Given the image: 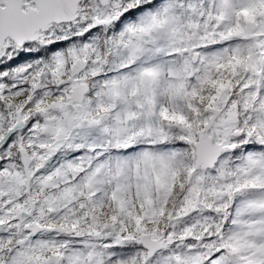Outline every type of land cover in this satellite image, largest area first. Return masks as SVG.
Segmentation results:
<instances>
[{
    "label": "snow or ice",
    "instance_id": "6c2138e0",
    "mask_svg": "<svg viewBox=\"0 0 264 264\" xmlns=\"http://www.w3.org/2000/svg\"><path fill=\"white\" fill-rule=\"evenodd\" d=\"M0 264H264V0H0Z\"/></svg>",
    "mask_w": 264,
    "mask_h": 264
}]
</instances>
